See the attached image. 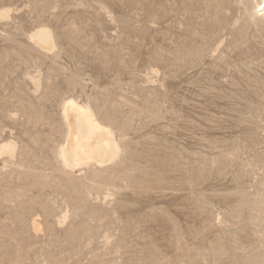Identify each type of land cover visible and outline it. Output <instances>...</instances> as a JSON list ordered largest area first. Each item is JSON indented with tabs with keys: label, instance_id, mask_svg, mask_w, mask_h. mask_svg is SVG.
I'll return each mask as SVG.
<instances>
[{
	"label": "rangeland",
	"instance_id": "rangeland-1",
	"mask_svg": "<svg viewBox=\"0 0 264 264\" xmlns=\"http://www.w3.org/2000/svg\"><path fill=\"white\" fill-rule=\"evenodd\" d=\"M261 1L0 0V264H264ZM71 98L116 162L63 165Z\"/></svg>",
	"mask_w": 264,
	"mask_h": 264
},
{
	"label": "bare ground",
	"instance_id": "bare-ground-1",
	"mask_svg": "<svg viewBox=\"0 0 264 264\" xmlns=\"http://www.w3.org/2000/svg\"><path fill=\"white\" fill-rule=\"evenodd\" d=\"M256 13L264 17V0L256 6ZM10 17V10H0V19ZM30 39L42 50L53 52L56 43L52 31L47 27L36 29ZM67 135L59 155L63 165L69 170H82L90 165L106 166L116 162L121 149L115 133L109 126L102 124L89 105H82L75 99H67L62 107ZM15 146L4 143L1 152L13 156ZM35 231H40L34 223Z\"/></svg>",
	"mask_w": 264,
	"mask_h": 264
}]
</instances>
